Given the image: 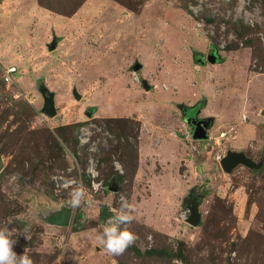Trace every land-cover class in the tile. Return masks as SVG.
<instances>
[{
	"label": "rangeland",
	"instance_id": "1",
	"mask_svg": "<svg viewBox=\"0 0 264 264\" xmlns=\"http://www.w3.org/2000/svg\"><path fill=\"white\" fill-rule=\"evenodd\" d=\"M228 150L253 165L223 170ZM122 193L136 240L112 255L96 237ZM6 224L33 264H264V0H0Z\"/></svg>",
	"mask_w": 264,
	"mask_h": 264
},
{
	"label": "clouds",
	"instance_id": "2",
	"mask_svg": "<svg viewBox=\"0 0 264 264\" xmlns=\"http://www.w3.org/2000/svg\"><path fill=\"white\" fill-rule=\"evenodd\" d=\"M117 170H120L119 166ZM72 184H75V181H68L65 187ZM94 187L99 188V185ZM69 196L68 204L76 208L81 205L85 193L81 186L76 185L71 188ZM119 201V211L107 221L102 232L96 237L98 244L102 245L107 253L112 255L123 254L136 240V235L126 227L135 219L132 214L135 211L134 206L123 193L120 195ZM21 232L28 238L26 230ZM14 233L16 232L9 229L8 224L0 226V264H33L31 257L25 254H17L14 251L13 245L16 242L13 239Z\"/></svg>",
	"mask_w": 264,
	"mask_h": 264
},
{
	"label": "water",
	"instance_id": "3",
	"mask_svg": "<svg viewBox=\"0 0 264 264\" xmlns=\"http://www.w3.org/2000/svg\"><path fill=\"white\" fill-rule=\"evenodd\" d=\"M208 58L211 62L216 61L214 54H210ZM42 93L44 95L43 110L48 116L53 117L56 114V109L54 105V95L52 92H49L47 89H43ZM184 120L189 126H192L191 130L192 129L194 130L193 134L196 137L198 138L207 137L206 134L207 129L211 124L210 118H195L191 116H185ZM253 163H254L253 160L250 157L246 156L242 151H234V150H228L226 154L220 159L221 167L223 168V170L227 172H229L237 164H244L250 166L253 165ZM113 188H114L113 191L117 190L115 186ZM187 209L189 211L187 222L193 226H196L200 221V212L197 204L194 203L193 205H188ZM68 220H69V209L58 212L56 218V222L58 224L65 225L67 224Z\"/></svg>",
	"mask_w": 264,
	"mask_h": 264
},
{
	"label": "built area",
	"instance_id": "4",
	"mask_svg": "<svg viewBox=\"0 0 264 264\" xmlns=\"http://www.w3.org/2000/svg\"><path fill=\"white\" fill-rule=\"evenodd\" d=\"M16 72H17V70H16L15 66L7 67L5 69V74H4L5 80L6 81H12V78ZM86 171H87L88 176L91 178L90 181H91L92 187L95 189H96V187H94L95 185H99V187H101V185H102L101 181H98L96 179L99 172H98V169L96 168V164H95L93 158L89 159Z\"/></svg>",
	"mask_w": 264,
	"mask_h": 264
},
{
	"label": "crops",
	"instance_id": "5",
	"mask_svg": "<svg viewBox=\"0 0 264 264\" xmlns=\"http://www.w3.org/2000/svg\"><path fill=\"white\" fill-rule=\"evenodd\" d=\"M142 144L139 145V150H140L141 155H144L143 153H145L147 151L146 150V144H144V143H142ZM149 186L151 187L152 185L150 184Z\"/></svg>",
	"mask_w": 264,
	"mask_h": 264
},
{
	"label": "flooded vegetation",
	"instance_id": "6",
	"mask_svg": "<svg viewBox=\"0 0 264 264\" xmlns=\"http://www.w3.org/2000/svg\"><path fill=\"white\" fill-rule=\"evenodd\" d=\"M194 114H190L189 116H193ZM186 116H188V115H186ZM198 117V116H197ZM195 118H196V116H195ZM192 128V126H190V129Z\"/></svg>",
	"mask_w": 264,
	"mask_h": 264
}]
</instances>
